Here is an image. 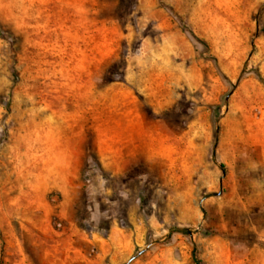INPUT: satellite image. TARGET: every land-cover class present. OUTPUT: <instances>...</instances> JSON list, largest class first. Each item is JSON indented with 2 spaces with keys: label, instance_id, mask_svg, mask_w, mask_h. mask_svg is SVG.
<instances>
[{
  "label": "rangeland",
  "instance_id": "374dc122",
  "mask_svg": "<svg viewBox=\"0 0 264 264\" xmlns=\"http://www.w3.org/2000/svg\"><path fill=\"white\" fill-rule=\"evenodd\" d=\"M264 264V0H0V264Z\"/></svg>",
  "mask_w": 264,
  "mask_h": 264
},
{
  "label": "trees",
  "instance_id": "16d2710c",
  "mask_svg": "<svg viewBox=\"0 0 264 264\" xmlns=\"http://www.w3.org/2000/svg\"><path fill=\"white\" fill-rule=\"evenodd\" d=\"M195 263H196V264H200V263H199V261H198V260H196V259H195Z\"/></svg>",
  "mask_w": 264,
  "mask_h": 264
}]
</instances>
